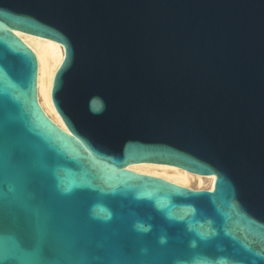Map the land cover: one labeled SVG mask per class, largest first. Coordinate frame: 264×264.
<instances>
[{
    "label": "water",
    "instance_id": "water-1",
    "mask_svg": "<svg viewBox=\"0 0 264 264\" xmlns=\"http://www.w3.org/2000/svg\"><path fill=\"white\" fill-rule=\"evenodd\" d=\"M0 264H264V0H0Z\"/></svg>",
    "mask_w": 264,
    "mask_h": 264
},
{
    "label": "bare ground",
    "instance_id": "bare-ground-1",
    "mask_svg": "<svg viewBox=\"0 0 264 264\" xmlns=\"http://www.w3.org/2000/svg\"><path fill=\"white\" fill-rule=\"evenodd\" d=\"M18 36L35 52L39 61L40 105L49 114L51 120L65 130V125L57 113L51 98L53 78L64 58V48L60 44L44 38ZM130 170L161 177L192 189H201L204 185H208L207 189L212 190L215 182V180L205 181L203 178L187 175L180 169L160 166Z\"/></svg>",
    "mask_w": 264,
    "mask_h": 264
},
{
    "label": "rangeland",
    "instance_id": "rangeland-1",
    "mask_svg": "<svg viewBox=\"0 0 264 264\" xmlns=\"http://www.w3.org/2000/svg\"><path fill=\"white\" fill-rule=\"evenodd\" d=\"M208 185H204L203 187H201V189H207Z\"/></svg>",
    "mask_w": 264,
    "mask_h": 264
}]
</instances>
